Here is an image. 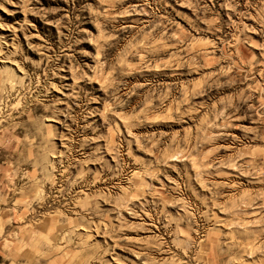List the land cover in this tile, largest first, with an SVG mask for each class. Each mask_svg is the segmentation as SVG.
I'll list each match as a JSON object with an SVG mask.
<instances>
[{
	"label": "rangeland",
	"instance_id": "1",
	"mask_svg": "<svg viewBox=\"0 0 264 264\" xmlns=\"http://www.w3.org/2000/svg\"><path fill=\"white\" fill-rule=\"evenodd\" d=\"M0 264H264V0H0Z\"/></svg>",
	"mask_w": 264,
	"mask_h": 264
}]
</instances>
